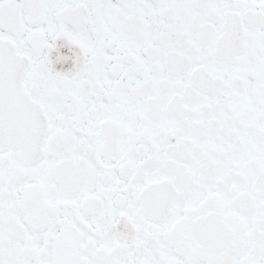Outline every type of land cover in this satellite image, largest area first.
<instances>
[{
    "label": "snow or ice",
    "instance_id": "snow-or-ice-1",
    "mask_svg": "<svg viewBox=\"0 0 264 264\" xmlns=\"http://www.w3.org/2000/svg\"><path fill=\"white\" fill-rule=\"evenodd\" d=\"M0 264H264V0H0Z\"/></svg>",
    "mask_w": 264,
    "mask_h": 264
}]
</instances>
